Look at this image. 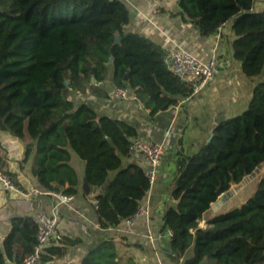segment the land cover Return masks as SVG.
<instances>
[{"label":"trees","instance_id":"16d2710c","mask_svg":"<svg viewBox=\"0 0 264 264\" xmlns=\"http://www.w3.org/2000/svg\"><path fill=\"white\" fill-rule=\"evenodd\" d=\"M255 3L177 0L178 14L202 36L230 23L232 58L245 77L257 80L245 111L220 122L196 154L176 161L162 227L171 232L174 262L264 264V8L256 11ZM62 5L71 7V15L51 14ZM127 24L122 0H0V129L30 140L24 161L34 152L32 174L48 193L76 194L69 146L85 163L84 177L106 228L133 216L150 184L138 164H123L133 128L97 117L85 105L73 107L68 88L90 76L101 80L110 63L115 86L133 91L151 113L192 95L191 86L168 71L164 53L125 32ZM252 174H263L253 195L237 208L214 213L208 227L200 228L217 192H228ZM35 244L33 219L12 218L0 264H22ZM190 248L192 256L184 258ZM115 257L113 244L104 242L81 264H114Z\"/></svg>","mask_w":264,"mask_h":264},{"label":"crops","instance_id":"0c3cea01","mask_svg":"<svg viewBox=\"0 0 264 264\" xmlns=\"http://www.w3.org/2000/svg\"><path fill=\"white\" fill-rule=\"evenodd\" d=\"M122 1L128 10L125 32L146 38L164 54L184 50L202 63L215 57V78L198 93L177 99L174 105L156 113H151L129 89L127 99L114 96L117 87L110 63L101 80L90 76L71 87L66 82L67 97L73 107L85 105L97 117H107L133 128L135 136L131 139L161 143L165 147L155 179L139 205L142 215L131 226L125 220L114 227L100 225L91 188L89 195L83 192L85 163L69 146L66 147L70 154L68 164L77 177L76 194L70 195L69 202L57 205L56 196L60 193L42 189L32 174L34 152L24 161L25 147L30 140L0 129V172L9 174L17 188L4 191L0 184V245L10 231L12 218L52 214L56 208V230L61 239L44 246L42 264H81L104 242L114 246V264H182L183 259L172 260L168 236L162 229L163 215L172 202L176 161L179 156L196 154L220 122L245 111L257 80L245 77L240 63L232 58L230 45L234 34L230 23L212 35L202 36L192 22L178 14L177 0ZM263 8L264 0H256L254 9ZM130 163L138 164L145 173L150 170L139 157L130 156L123 162ZM112 176L111 173L108 179ZM221 206L217 211L207 212L198 226L208 227L207 220ZM191 256L192 248L184 258Z\"/></svg>","mask_w":264,"mask_h":264},{"label":"built area","instance_id":"2783aa9c","mask_svg":"<svg viewBox=\"0 0 264 264\" xmlns=\"http://www.w3.org/2000/svg\"><path fill=\"white\" fill-rule=\"evenodd\" d=\"M163 62L169 72L178 77L182 82L191 86L192 95L198 93L214 80L217 69V60L215 57H212L207 63H202L184 50L165 53ZM114 96L118 99H127L129 97V91L127 88H116ZM164 152L165 147L161 143H145L136 139L130 140L128 148L129 156L139 157L149 165L150 170L145 173L149 184H152L155 179L156 170ZM0 184L4 191L17 190L11 177L2 172H0ZM56 199L58 205L69 202L71 196L58 194ZM56 213L57 209L54 208L52 214H38L32 218L36 225V244L32 252L23 259L22 264H42L44 246L51 241H59L61 239L56 230ZM140 215H142V210L138 207L137 212L126 219L125 222L131 226ZM166 234L169 237L171 235L170 230H166Z\"/></svg>","mask_w":264,"mask_h":264},{"label":"rangeland","instance_id":"374dc122","mask_svg":"<svg viewBox=\"0 0 264 264\" xmlns=\"http://www.w3.org/2000/svg\"><path fill=\"white\" fill-rule=\"evenodd\" d=\"M71 13V7H67L66 5H62L54 11L51 10V14L56 16H69L71 15ZM262 175L263 174H259L257 176V174H255V176L252 178L249 176L248 178L244 179L240 185L232 187L231 189L233 190V193H230V197L220 207L218 213H225L231 209L237 208L242 205L247 199H249L256 190L257 180Z\"/></svg>","mask_w":264,"mask_h":264},{"label":"water","instance_id":"95a60500","mask_svg":"<svg viewBox=\"0 0 264 264\" xmlns=\"http://www.w3.org/2000/svg\"><path fill=\"white\" fill-rule=\"evenodd\" d=\"M118 36L116 37V39L118 40ZM258 169H261V167H258ZM255 174H252L250 177H254ZM89 191H90V187L88 185V183L86 181L83 182V192L86 194V195H89ZM230 193H233V190L230 189L228 192H225V193H220V192H217V195H218V200L212 204L211 206V210L213 211H216L219 206L223 205L226 200L230 197Z\"/></svg>","mask_w":264,"mask_h":264}]
</instances>
